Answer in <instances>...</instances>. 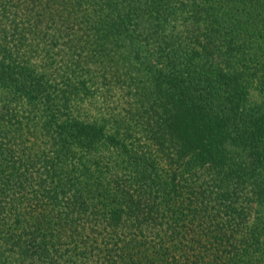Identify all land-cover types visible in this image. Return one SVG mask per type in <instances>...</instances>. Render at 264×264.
<instances>
[{
	"label": "trees",
	"instance_id": "obj_1",
	"mask_svg": "<svg viewBox=\"0 0 264 264\" xmlns=\"http://www.w3.org/2000/svg\"><path fill=\"white\" fill-rule=\"evenodd\" d=\"M0 264H264V0H0Z\"/></svg>",
	"mask_w": 264,
	"mask_h": 264
},
{
	"label": "rangeland",
	"instance_id": "obj_2",
	"mask_svg": "<svg viewBox=\"0 0 264 264\" xmlns=\"http://www.w3.org/2000/svg\"><path fill=\"white\" fill-rule=\"evenodd\" d=\"M89 89H90L89 91L91 94L85 98L86 101L84 103V106L89 108L87 110V112L89 114L90 113H95V114L98 113L99 115H101V109L104 110L108 106L107 105L108 103L104 100V96L101 94V85L99 83H97L95 86L91 85L89 87ZM85 99L84 98L82 99V103ZM84 106H83V108H84Z\"/></svg>",
	"mask_w": 264,
	"mask_h": 264
}]
</instances>
